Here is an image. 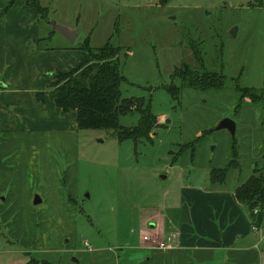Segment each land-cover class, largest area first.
Segmentation results:
<instances>
[{
  "label": "rangeland",
  "instance_id": "374dc122",
  "mask_svg": "<svg viewBox=\"0 0 264 264\" xmlns=\"http://www.w3.org/2000/svg\"><path fill=\"white\" fill-rule=\"evenodd\" d=\"M25 2L26 34L9 44L21 56L0 60V79L28 92L42 79L48 92L50 75L90 59L83 47L113 46L121 98L144 99L158 126L152 141L123 143L113 132L77 131L71 153L53 150L66 167L56 186H39L31 172L27 201L18 191L11 199V187L0 192V264H130L140 215L169 213L181 187L229 195L263 173L264 98L253 101L250 89L264 90V0ZM203 72L218 73L223 88L189 86ZM143 109L137 103L120 125L138 126ZM224 118L237 123L235 137L214 131Z\"/></svg>",
  "mask_w": 264,
  "mask_h": 264
},
{
  "label": "crops",
  "instance_id": "0c3cea01",
  "mask_svg": "<svg viewBox=\"0 0 264 264\" xmlns=\"http://www.w3.org/2000/svg\"><path fill=\"white\" fill-rule=\"evenodd\" d=\"M25 23V0H0V42L5 41L0 60L8 59L6 66L11 52L21 56L19 50L10 51L9 44L18 45L26 34L22 29ZM42 85L41 79V86L28 92L12 87L8 79H0V192L11 187V199L16 191L18 195L28 194L31 172L39 186H56L66 167L53 150L71 153L77 137L76 112H63L49 95L39 102L37 94L47 87ZM235 192L205 194L181 187L169 213V208L163 207L140 215L130 264H264V223L253 221L250 208L237 201ZM22 198L27 201L25 195ZM173 230L179 237L168 249L143 238L150 233L160 240Z\"/></svg>",
  "mask_w": 264,
  "mask_h": 264
},
{
  "label": "trees",
  "instance_id": "16d2710c",
  "mask_svg": "<svg viewBox=\"0 0 264 264\" xmlns=\"http://www.w3.org/2000/svg\"><path fill=\"white\" fill-rule=\"evenodd\" d=\"M162 3L165 0H160ZM40 9L41 7L38 6ZM90 59L83 61L69 72H57L48 92L37 94L39 102H44L45 95L65 113L76 112L77 131L113 132L120 143L127 140L138 142L141 139L152 141L150 134L158 126V117L151 108L145 106L144 99H122L120 85L125 80L120 70L119 48L104 46L99 53L94 54L91 47H83ZM190 77L189 86L199 90L222 89V82L217 80L218 73L203 72L201 76L194 73ZM192 76V75H190ZM186 79V78H185ZM237 90L244 88L237 85ZM253 90L251 98L260 101L264 98V90ZM172 94L171 91H167ZM136 102V103H135ZM137 103L142 106V119L138 126L125 128L120 125L119 118L131 112ZM224 174L228 169H224ZM258 169L243 185L238 187L235 197L241 204L247 205L251 218L260 225L264 223V169ZM261 174L257 176V174ZM212 180L214 176L212 175ZM223 182V181H222Z\"/></svg>",
  "mask_w": 264,
  "mask_h": 264
},
{
  "label": "water",
  "instance_id": "95a60500",
  "mask_svg": "<svg viewBox=\"0 0 264 264\" xmlns=\"http://www.w3.org/2000/svg\"><path fill=\"white\" fill-rule=\"evenodd\" d=\"M53 26H54V29L56 31L60 32V34L65 39L70 41L71 43H74L76 41V38H77V32L76 31H73V30H71L65 26H62V25L53 24ZM51 76L52 75H50V77ZM222 130H227L232 137H235L236 131H237V123L231 118H224L223 120H221L219 122L217 127L214 129V131H222ZM162 178L165 179L166 177L163 176ZM39 200H40L39 197H36L35 204H38L40 202Z\"/></svg>",
  "mask_w": 264,
  "mask_h": 264
},
{
  "label": "built area",
  "instance_id": "2783aa9c",
  "mask_svg": "<svg viewBox=\"0 0 264 264\" xmlns=\"http://www.w3.org/2000/svg\"><path fill=\"white\" fill-rule=\"evenodd\" d=\"M152 236L149 234L144 235V240L151 241V245L157 246L161 249H168L173 247L178 240L179 234L176 230L171 231L168 233L163 239H156V238H151Z\"/></svg>",
  "mask_w": 264,
  "mask_h": 264
}]
</instances>
